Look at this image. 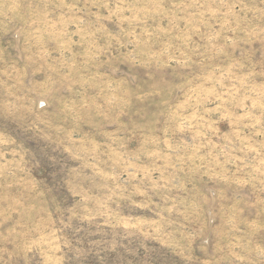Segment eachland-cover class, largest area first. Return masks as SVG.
Wrapping results in <instances>:
<instances>
[{
    "label": "rangeland",
    "instance_id": "374dc122",
    "mask_svg": "<svg viewBox=\"0 0 264 264\" xmlns=\"http://www.w3.org/2000/svg\"><path fill=\"white\" fill-rule=\"evenodd\" d=\"M0 264H264V0H0Z\"/></svg>",
    "mask_w": 264,
    "mask_h": 264
}]
</instances>
